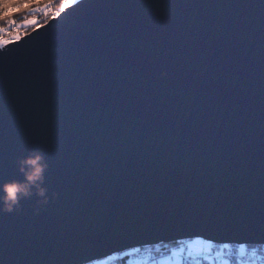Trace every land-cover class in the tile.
<instances>
[{"label": "water", "instance_id": "1", "mask_svg": "<svg viewBox=\"0 0 264 264\" xmlns=\"http://www.w3.org/2000/svg\"><path fill=\"white\" fill-rule=\"evenodd\" d=\"M262 4L78 0L0 51V182L39 149L49 194L0 214V264L261 245Z\"/></svg>", "mask_w": 264, "mask_h": 264}, {"label": "snow or ice", "instance_id": "2", "mask_svg": "<svg viewBox=\"0 0 264 264\" xmlns=\"http://www.w3.org/2000/svg\"><path fill=\"white\" fill-rule=\"evenodd\" d=\"M77 2L78 0H59L57 5V0H0V51L5 50L9 44L17 43L23 37L29 36ZM257 242L264 246V241ZM188 247L200 251L201 247L207 250L211 245H204L201 240H196ZM240 251H244L243 245ZM173 256L177 257V264H183L179 260V252H174ZM91 260L92 257H87L82 264H91ZM261 264H264V261H261Z\"/></svg>", "mask_w": 264, "mask_h": 264}, {"label": "clouds", "instance_id": "3", "mask_svg": "<svg viewBox=\"0 0 264 264\" xmlns=\"http://www.w3.org/2000/svg\"><path fill=\"white\" fill-rule=\"evenodd\" d=\"M15 165L21 178L0 182V213L18 212L20 201L33 196L37 198L38 205H46L49 201L48 188L45 186L48 163L43 153L39 149H32L18 157ZM39 210L37 207L34 211L38 213Z\"/></svg>", "mask_w": 264, "mask_h": 264}, {"label": "trees", "instance_id": "4", "mask_svg": "<svg viewBox=\"0 0 264 264\" xmlns=\"http://www.w3.org/2000/svg\"><path fill=\"white\" fill-rule=\"evenodd\" d=\"M59 3V0H57V5ZM182 241L178 240L169 244H164L160 243L159 245H146L143 247H136L132 253H124L122 255H110L109 257L111 258L110 263L107 264H132V263H137V264H153V260H156L158 256L163 255L165 253H174L170 249V245H175L177 242ZM225 248L229 252H232L233 250H236V245L235 244H225L223 246H220L218 244H212L211 247L207 249H218V248ZM258 251L255 253H252L256 259H252L250 257H246L245 255L240 254L241 259H238L236 254L231 255L228 260H225L226 264H240L242 262H250L254 264H261V261H264V256L262 251L264 250L262 245H256L255 246ZM262 247V248H261ZM248 249L251 247H247ZM202 250V249H201ZM189 251H195V250H189ZM261 251V252H260ZM181 252H187L186 250H181ZM173 256V254L171 255ZM182 261V260H181ZM208 260H206L203 264H210ZM105 264L104 258H103V263Z\"/></svg>", "mask_w": 264, "mask_h": 264}, {"label": "rangeland", "instance_id": "5", "mask_svg": "<svg viewBox=\"0 0 264 264\" xmlns=\"http://www.w3.org/2000/svg\"><path fill=\"white\" fill-rule=\"evenodd\" d=\"M196 240H201L204 245L210 244L212 246V244H213L211 241L205 240L203 238L193 237V238L182 239V241L177 242V244L170 245V249L172 251H174V252H179V253H180L181 250H186V251L193 250V249H190L188 247V245L192 244ZM219 245L223 246L225 244H219ZM235 245H236L237 249L233 250L230 253H232L233 255L236 254L238 259H241L240 254L246 255V253L248 251H251L252 253H255L256 251H258L257 249H255L256 245H254V244H239V245L235 244ZM242 245L244 246V251L243 252L240 251V248H241ZM247 247H251V248L248 249ZM134 249L135 248H129V249H126V250L121 251V252L112 253L111 255L113 256V255H122L124 253H132L134 251ZM201 249H203V247H201ZM263 249H264V247H263ZM262 253H263V256H264V250L262 251ZM179 260L181 261V255L179 256ZM256 260H258V259H256ZM102 261H103V258H98V259H95V260H91V264H101ZM153 264H177V257L171 256V254H169V253H165L163 255L158 256L156 260H153ZM240 264H254V263H252V261H250V262L246 261V263L242 262Z\"/></svg>", "mask_w": 264, "mask_h": 264}, {"label": "built area", "instance_id": "6", "mask_svg": "<svg viewBox=\"0 0 264 264\" xmlns=\"http://www.w3.org/2000/svg\"><path fill=\"white\" fill-rule=\"evenodd\" d=\"M170 254L172 255L173 253ZM180 255L183 264H203L206 260L211 262L210 264H226L225 260H228L229 257L233 254L230 253L227 249L219 247L218 249H202L200 251H180ZM245 256L256 259L251 251H248ZM104 261L105 264L110 263L111 258L107 256L104 258Z\"/></svg>", "mask_w": 264, "mask_h": 264}, {"label": "crops", "instance_id": "7", "mask_svg": "<svg viewBox=\"0 0 264 264\" xmlns=\"http://www.w3.org/2000/svg\"><path fill=\"white\" fill-rule=\"evenodd\" d=\"M103 263V261L101 262V264ZM132 264H137V263H132Z\"/></svg>", "mask_w": 264, "mask_h": 264}]
</instances>
